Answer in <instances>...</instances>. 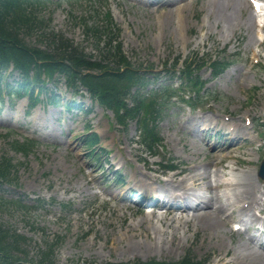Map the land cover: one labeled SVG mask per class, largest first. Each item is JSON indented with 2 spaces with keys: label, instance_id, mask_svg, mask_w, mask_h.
<instances>
[{
  "label": "rangeland",
  "instance_id": "rangeland-1",
  "mask_svg": "<svg viewBox=\"0 0 264 264\" xmlns=\"http://www.w3.org/2000/svg\"><path fill=\"white\" fill-rule=\"evenodd\" d=\"M53 1L42 11L46 20L51 19L46 21L49 32L64 34L84 46L97 61L104 58L83 30L84 19L91 23L95 8L102 15L112 14L121 28L123 50L136 65L160 71L165 62L170 67L179 59L177 68L181 69L193 53L204 59L225 57L236 61L215 78L208 66L198 73L207 82L206 88L217 96L204 107L192 111L176 103L164 112L157 128L162 138L157 156L152 154L154 150L139 144L135 122L123 127L112 110L93 105L84 90L76 100L92 107L90 112L67 113L63 106L41 103L28 115L27 97L15 108L6 97L0 102V159L10 158L16 173L12 182L0 186V197L10 201L8 206L0 205V224L28 239L24 248L30 253L29 259L37 260L40 252L52 247L54 264L175 262L186 255L204 264H264V249L257 244L260 234L264 236V184L258 177L264 159V16L257 14L248 0H220L226 2L223 9L213 0H174L158 5L103 0L102 5L93 3L94 8L89 1ZM218 12L223 14V21L217 17ZM37 33L26 40L46 48ZM179 83L176 78L174 84ZM58 93L65 96L64 102L72 100L64 87ZM62 112L68 119H62ZM236 125L246 128L245 133L238 130L240 138H249L235 145V152L228 156L227 150L233 147L223 145L225 140H220L217 132H229ZM209 126L219 129L205 131ZM87 133L99 135L92 147L83 142ZM212 134L213 143L219 140L217 149L209 144ZM27 138L41 142L28 153L14 148L15 140ZM95 148L98 151L93 155ZM216 150L220 158L213 162ZM169 164L176 169L169 170ZM116 170L123 176L121 181L114 176ZM188 171L206 177L200 186H192V191L217 205L220 201L211 200L215 194L211 188L237 183L246 173L257 187L253 210L232 215L229 209V217L243 221L231 219L219 237H214L211 226L191 222L194 210L171 216L167 209H145L122 200L130 189L165 194L167 183H174ZM230 189L218 191L222 200ZM182 198L176 200H185ZM153 212L156 217L151 219L160 228L155 234L150 220L144 221ZM159 216L167 217L166 224L157 222ZM133 222H141L140 229L127 230L125 225ZM237 222L244 230H233ZM149 228L153 237L161 235V230L167 232L161 241L165 242L151 241L147 237ZM172 232L176 234L174 239ZM131 237L133 242L128 243ZM134 242L142 245H132ZM234 253L239 255L238 260H231Z\"/></svg>",
  "mask_w": 264,
  "mask_h": 264
},
{
  "label": "trees",
  "instance_id": "trees-1",
  "mask_svg": "<svg viewBox=\"0 0 264 264\" xmlns=\"http://www.w3.org/2000/svg\"><path fill=\"white\" fill-rule=\"evenodd\" d=\"M84 1V0H76ZM92 7L95 2L90 0ZM47 7L46 0H0V99L5 91L4 78L10 67H13L22 78L19 88L26 87L41 81V74L46 72L54 77L65 76L68 84L77 89L83 85L98 97L101 103L115 110L118 117L121 110H126L130 116L137 117L138 124L144 131L143 143L152 149L160 143L156 121L162 115L168 105L172 103L173 96H179L184 100L183 94L172 87H164L155 92L145 93L146 78L140 74V69L133 65L123 52L122 43L119 41L120 29L114 24L111 15H105L107 22L100 19L97 11L91 16L92 22L84 19V33L86 38L93 39L95 47L101 52L104 60L97 61L86 52V49L63 34L49 32L50 25L43 15V9ZM100 11V10H99ZM87 18V17H86ZM104 20V21H103ZM37 37L43 41L46 48L30 44L26 39ZM106 38V40H105ZM116 42V43H115ZM103 43V46L101 45ZM110 59V60H107ZM111 59L114 60L111 63ZM234 60H222L212 63L214 74L218 75L225 70ZM203 62L193 57L187 59L182 75L190 83L195 80L194 71ZM177 61L173 64L175 68ZM111 69H116L110 71ZM97 70L98 73H93ZM172 71V70H171ZM10 74V73H9ZM33 74V75H32ZM173 77V73H169ZM155 76V75H154ZM194 76V77H193ZM6 84V83H5ZM137 87L138 91L133 92ZM142 88V89H141ZM7 93L11 94L10 90ZM205 96L197 91L188 102L193 108ZM127 98L133 101V106L127 102ZM125 115H127L125 113ZM38 143L29 139L22 142L15 140L14 148L22 152H30ZM15 165L10 158L0 159V186L13 181L16 173ZM2 197V196H1ZM0 197V205L8 206L9 200ZM28 239L18 234L16 230L4 228L0 224V264H54L52 247L40 252L37 260L29 259V251L25 250ZM106 264H203L194 262L190 256L179 262H141L132 263H106Z\"/></svg>",
  "mask_w": 264,
  "mask_h": 264
},
{
  "label": "bare ground",
  "instance_id": "bare-ground-1",
  "mask_svg": "<svg viewBox=\"0 0 264 264\" xmlns=\"http://www.w3.org/2000/svg\"><path fill=\"white\" fill-rule=\"evenodd\" d=\"M213 4L216 6L219 4L222 9H223V5L226 4L220 2V0H213ZM244 5H247L246 3ZM248 6V5H247ZM217 17L219 18V20L223 21V14L218 12ZM227 20V17H226ZM241 129L242 131H245V128H243L241 125H236L235 126V130H239ZM235 152V147L227 150V155L228 156H232V153ZM220 157L218 155V153L215 151L212 155L211 161H216L218 160ZM190 168V167H189ZM194 167H191L190 169H193ZM181 173H177L175 176L180 175ZM248 176V175H247ZM181 178H178L174 183L172 182H168L167 183V189L165 190V192H167L168 196L171 198H175L176 197H180V198H198L196 196H198L195 192L192 191V186L194 185H201V182H204V179H206L205 176H200V175H193L192 171H188V173L185 176H180ZM146 180H151V177H145ZM140 184H142V182H139ZM209 186V188L212 187V184H207ZM229 188L231 187L232 189H230L229 191H225L224 194V200H222L221 196H219L218 191L222 188ZM256 184L254 183L253 180H251L249 178V176L246 178V173H245V178L241 179L239 182L234 183V182H229V183H222V184H216L215 187H212L211 189L214 190L215 194L213 195L211 200H219L220 203L217 205V203H215L214 201H209V202H204L205 204L202 205V207H200L199 209L196 210V212L193 214L192 220L191 222H194L197 225H205L203 227L205 228H210L209 226H211V229L214 230V237L218 236V233L222 232V230L229 225V222L231 221L229 216L227 215V211L229 209H232V215L237 211L238 213L241 212H246L248 210H253L254 208V201L256 198H254V193L256 190ZM186 197V198H185ZM182 198V200H183ZM233 198V199H232ZM184 201V200H183ZM189 209H191L190 207H186L185 209H183L182 211H188ZM170 212L173 216L174 213H176V210H170L168 211ZM187 214H190V212H187ZM156 217V215L153 213L148 214V216H146L147 218H145L144 221L146 220H150L149 223L152 225V231H154V234L159 231V227L157 226V223H155L151 217ZM234 219H240V217H234L231 216ZM150 218V219H148ZM166 219L167 217L162 216V217H158L157 222L159 223H163L166 224ZM256 220H259L258 218L255 217ZM241 220V219H240ZM260 221V220H259ZM189 223V221H187V224ZM141 222H133L131 224L125 225L127 226V230H138L141 227ZM151 228H149V232H148V238H150L151 241H155V242H161L163 239H166L167 237V232L161 230L160 232H163L161 235L159 234V236H155L153 237L151 235ZM172 235V239L176 238V234H174V232L171 233ZM222 236V235H221ZM217 241V240H216ZM133 242V238L131 237V239L128 241V243ZM165 241L161 242L164 243ZM218 242V241H217ZM132 245H137L140 246L142 245V243H138V242H134ZM156 247H159V243H155ZM147 247L150 246V244L146 245ZM144 247V246H141ZM222 250H224L222 248ZM226 250V249H225ZM239 255H236L235 253L232 256L231 260H238ZM246 260V257L243 261ZM223 264H228V263H223Z\"/></svg>",
  "mask_w": 264,
  "mask_h": 264
}]
</instances>
